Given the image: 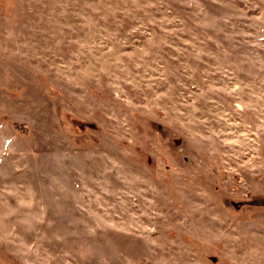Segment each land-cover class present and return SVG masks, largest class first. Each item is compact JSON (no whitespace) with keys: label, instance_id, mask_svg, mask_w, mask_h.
Here are the masks:
<instances>
[{"label":"rangeland","instance_id":"374dc122","mask_svg":"<svg viewBox=\"0 0 264 264\" xmlns=\"http://www.w3.org/2000/svg\"><path fill=\"white\" fill-rule=\"evenodd\" d=\"M0 264H264V0H0Z\"/></svg>","mask_w":264,"mask_h":264}]
</instances>
